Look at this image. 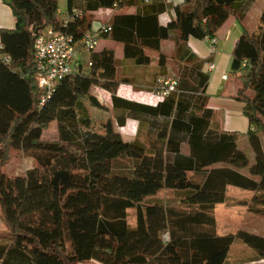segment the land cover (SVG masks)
Returning <instances> with one entry per match:
<instances>
[{
	"label": "trees",
	"instance_id": "1",
	"mask_svg": "<svg viewBox=\"0 0 264 264\" xmlns=\"http://www.w3.org/2000/svg\"><path fill=\"white\" fill-rule=\"evenodd\" d=\"M5 1L17 26L0 30V52L11 59H0V183L12 151L36 166L14 178V191L0 187L10 232L0 238V264H227L237 241L264 261V236H220L216 219L228 187L252 192L242 206L264 218V8L254 30L245 23L257 0H83L77 8L69 0L64 18L58 0ZM101 10L113 11L109 20L97 19ZM171 10L174 18L160 24ZM231 17L243 28L231 72L250 126L245 133L225 130L208 105L205 66L215 55L200 58L189 45L190 38H217ZM102 25L111 27L102 39L122 44L123 59L107 46L92 53L88 69L63 80L41 106L37 38L52 28L79 42ZM147 52L158 54L155 65ZM168 78L178 88L156 105L119 95L124 84ZM95 88L112 100L113 117L98 126L90 107L106 108ZM129 120L139 128L133 141L119 132ZM54 123L59 139L45 140ZM242 136L253 161L239 147Z\"/></svg>",
	"mask_w": 264,
	"mask_h": 264
},
{
	"label": "rangeland",
	"instance_id": "2",
	"mask_svg": "<svg viewBox=\"0 0 264 264\" xmlns=\"http://www.w3.org/2000/svg\"><path fill=\"white\" fill-rule=\"evenodd\" d=\"M262 1V0H261ZM62 2V0H60ZM263 4V2H261ZM66 13V10H62L61 16ZM97 19L104 21L109 20L111 15L109 14H101L98 16L96 14ZM250 19L246 20V25L249 27L250 30H254L258 24L259 16L256 17H249ZM104 45L108 48H114L116 43L101 39L99 50L104 48ZM232 47L231 44H225L223 46L218 47L219 52L223 54V63L219 66L217 63L216 65L219 66L221 73L226 72L229 78L222 79L224 80L226 86V92L224 95L217 97L211 90L215 86L216 82L214 80L215 71L211 72L210 83L207 91V95L209 97L208 105H210L211 101L214 103L216 99H223V100H231L234 105L237 107V111H235V124L233 128H236L239 132H246L248 130L249 124L247 118L243 114V105L241 102L234 99L236 95V91L238 88V80L237 78L232 75L231 70V63H232ZM152 53V54H151ZM150 54L153 56L155 53L151 52ZM87 60H89L90 56H86ZM157 59L152 60V65L156 64ZM124 69L120 68V73H122ZM126 75V78L130 79L127 76L126 71L123 72ZM144 77V76H143ZM140 80V79H139ZM163 79H158L156 83L146 84L143 86H135V85H127L124 84L121 87L120 95L127 97V99H132L138 102L144 103H152L155 101L153 95L151 94L156 87L159 85V81ZM213 82V83H212ZM140 83L142 81L140 80ZM94 94L97 96L99 102L106 108V110L95 109L90 107V112L92 116V122L94 126H98L101 121H106L110 117H113V113L110 110L112 106L111 95L100 89L95 88ZM109 110L107 111V109ZM221 114V113H220ZM234 114V110H233ZM138 123L134 120H129L127 125L124 128H120L119 132L122 134L123 138L126 141H133L137 137L138 133ZM139 138L141 140L145 139V133L141 132L139 134ZM44 139L48 141H56L59 139V133L57 124H52L48 129L44 132ZM239 147L240 149L248 154L251 161H253V154L248 142V139L244 136L239 140ZM36 166V163L33 159L24 157L21 153L17 151H12L11 157H9L2 166V176H1V183L0 187L3 191L12 192L14 191V178L20 175H24L28 170L33 169ZM249 192V191H248ZM247 191L230 187L227 189V201L223 205H219L216 209V219H217V226H218V233L220 236H225L228 234H235L239 230H246L248 232H253L259 235L264 236V218H254L247 213V209L242 206V204L248 203L251 201L253 197V193L250 194ZM174 196L170 195L169 198L172 199ZM251 197V198H250ZM129 223L131 225H135V211H129ZM9 228L6 226L4 218L2 216L1 208H0V238L4 236H9ZM245 246L242 242L237 241L235 242L232 251H231V261L235 258L243 256L242 247ZM246 247V246H245ZM247 248V247H246ZM249 249V248H247ZM252 251V250H251ZM89 264H100L98 262L92 261Z\"/></svg>",
	"mask_w": 264,
	"mask_h": 264
},
{
	"label": "built area",
	"instance_id": "3",
	"mask_svg": "<svg viewBox=\"0 0 264 264\" xmlns=\"http://www.w3.org/2000/svg\"><path fill=\"white\" fill-rule=\"evenodd\" d=\"M71 13L74 18L81 16V11L77 9ZM68 15H66L67 20ZM110 31L111 27L102 25L86 33L79 42H76L73 37L48 28L37 38L35 43L36 78L39 88L44 92L41 106L45 104L63 80L88 69L86 56L99 51L103 34ZM207 42L212 48V53L215 54L218 39H207ZM2 48L0 43V51ZM0 59L5 63L11 61L8 55H3L1 52ZM215 69L214 62H209L205 66V70L208 72H213ZM177 88L178 82L175 79L160 80L158 87L151 93L155 101L147 104L156 105L171 93L176 92Z\"/></svg>",
	"mask_w": 264,
	"mask_h": 264
},
{
	"label": "crops",
	"instance_id": "4",
	"mask_svg": "<svg viewBox=\"0 0 264 264\" xmlns=\"http://www.w3.org/2000/svg\"><path fill=\"white\" fill-rule=\"evenodd\" d=\"M82 1L83 0H72L73 7L77 8V7L81 6ZM167 2L171 5L177 6V5L182 4L184 2V0H167ZM261 2H263V4H261ZM58 3H59V13L60 14H62V10H66V11L68 10V6L70 4L69 0H62V2H60V0H58ZM263 8H264V0H262V1L257 0L254 3L253 7L251 8L247 19L249 20L250 19L249 17L260 16L262 14ZM132 12H133V10L130 11V13H132ZM65 14H63L62 18H64ZM97 14H98V16L101 14L112 15L113 11L101 10ZM174 15H175L174 11L171 10L170 12L160 16V18H159L160 24L166 25L168 22H170L174 18ZM16 26H17V19L14 16L12 8L6 3L5 0H0V30H2V29H4V30H15ZM242 33H243V28L235 17L229 18L228 21L222 26V28H220V30L218 32V36H217L218 45H217L216 50H215V54H214L215 57H214V61H213L215 64L217 63L219 66H221L223 63V60H224L222 52H219V50H218L219 45L223 46L225 44L230 43L231 47H232V49H231V51H232L234 49L235 44L238 41L239 37L242 35ZM165 44L168 46V43H165ZM189 45H190L192 51L200 58H207L209 56V54L212 53V48H211L210 44L207 42V40L200 41V40H197L194 38H190ZM105 47L106 46L104 45V48ZM123 48H124L123 45L118 44V43H116V46L113 48L114 50H116L117 58L119 60L123 59ZM150 53L151 52H147L148 56H150L152 59L157 58L158 54L155 53L152 56L151 55L152 53L151 54ZM218 65H216V69L214 70L216 74H215L213 79L216 80V82L217 81H219V82H217L215 84V86L209 90H211L213 93H216L215 95L217 97H220V96L224 95L226 92V86H225L224 80H222V79L226 78V76L228 77V75L226 72L221 73V70L219 69ZM205 71H207V70H205ZM209 74L211 76L212 73L209 72ZM0 76H1V73H0ZM120 94H122L121 89H120L119 95ZM120 96H122V95H120ZM122 97H124V96H122ZM125 98H127V97H125ZM210 103H211L209 105L210 108L221 113L220 116L222 118V123H223L225 130L237 131L236 128H233V126L235 124V111H237L236 105H234V103L231 100H223V99H216L214 101V103H212V101ZM233 110H234V114H233ZM248 124H249V122H248ZM249 127H248V129H249ZM241 133H245V132H241ZM229 188L230 187H228V189ZM248 193L252 194L251 192H248ZM226 201H227V199H226ZM242 252L244 255L241 257L235 258L233 261H231V253H230V255L227 259V264H264L263 260L257 259V255L255 252L251 251L250 249H247L245 246L242 247Z\"/></svg>",
	"mask_w": 264,
	"mask_h": 264
}]
</instances>
